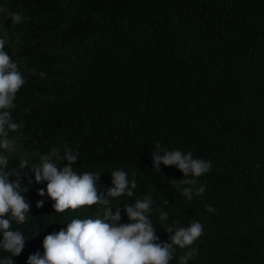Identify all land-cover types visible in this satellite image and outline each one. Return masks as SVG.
Returning a JSON list of instances; mask_svg holds the SVG:
<instances>
[{
  "label": "trees",
  "instance_id": "16d2710c",
  "mask_svg": "<svg viewBox=\"0 0 264 264\" xmlns=\"http://www.w3.org/2000/svg\"><path fill=\"white\" fill-rule=\"evenodd\" d=\"M0 39L25 77L11 109L22 127L9 132L16 152L5 166L30 203L26 221L12 225L27 238L13 264L43 253L44 236L73 217L96 212H55L38 194L39 157L65 146L79 152L76 171L100 172L102 193L116 168L135 177L133 196L112 201L122 222L125 204L145 196L160 242L172 235L164 223L174 231L199 220L188 264H264V0H0ZM157 143L211 161L197 178L203 194L187 200V185L172 183L183 178L178 168H154Z\"/></svg>",
  "mask_w": 264,
  "mask_h": 264
},
{
  "label": "clouds",
  "instance_id": "9594fccd",
  "mask_svg": "<svg viewBox=\"0 0 264 264\" xmlns=\"http://www.w3.org/2000/svg\"><path fill=\"white\" fill-rule=\"evenodd\" d=\"M12 23L23 19L19 12L8 13ZM4 40L0 39V252L10 255L0 256V264H13V257L18 256L24 246L25 235L12 227L13 223L22 224L29 217L30 203L23 195L27 191L20 182L17 171H6L9 158L16 152L15 139L9 132L22 127L12 117L15 108V95L25 83V77L18 69L17 63L4 50ZM45 74L40 73L43 77ZM154 168L175 166L183 174L180 181L172 183L187 185L183 192L187 200L205 191L198 179L209 172L211 161L195 157L191 151L179 149H162L157 143L152 152ZM79 152L65 146L63 150L52 147L47 155L39 157V164L34 168V180L46 181L44 189L38 194L54 201L55 212L66 209H78L81 206H96L91 216L73 217L65 227L46 234L42 240L43 253L37 251L27 257L26 264H170L177 248L185 249L179 257V264H188L196 253L193 243L203 234V224L193 220L186 226L175 228L174 223H164V230L172 233L167 242H160L155 234L156 228L150 219L153 211L151 196L136 198L133 204H125L127 222L121 221V209L112 201L122 195L133 196L136 179L116 168L111 171L110 186L106 192L98 188L100 172H78L73 165L77 162ZM56 159L65 163L58 166ZM29 163L27 158H20L19 167ZM16 176V179H11ZM37 202V207L42 205ZM208 212L214 211L206 204ZM159 220H168V213L159 211Z\"/></svg>",
  "mask_w": 264,
  "mask_h": 264
}]
</instances>
